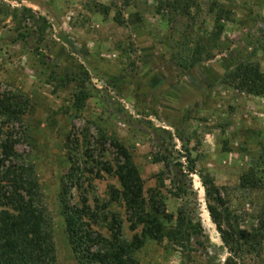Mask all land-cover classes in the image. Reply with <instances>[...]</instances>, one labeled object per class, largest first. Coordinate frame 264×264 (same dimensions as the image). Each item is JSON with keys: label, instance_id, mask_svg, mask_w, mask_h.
Masks as SVG:
<instances>
[{"label": "rangeland", "instance_id": "374dc122", "mask_svg": "<svg viewBox=\"0 0 264 264\" xmlns=\"http://www.w3.org/2000/svg\"><path fill=\"white\" fill-rule=\"evenodd\" d=\"M220 1L244 18L250 10L258 13L257 22L253 27L229 24L224 36L233 42L228 49L183 70L170 60L163 39L167 29L152 0H0V92L18 96L23 105L11 130L16 148L33 165L49 209L56 264H77L58 202L72 163L81 187L72 188L71 203L79 201V194L91 206L95 200L107 203L122 218L126 240L140 233L141 225L129 229L123 201L111 197L109 186L120 188L117 177L102 169L123 161L116 143L130 154L144 187L156 188L174 217L181 200L168 192V179L165 188L159 186L157 174L164 165L153 161L156 140L185 164L183 155L189 153L194 166L188 186L202 233L185 246L147 237L133 253L135 264H224L229 253L209 215L207 204L214 202L207 200L203 177L220 191L223 206L218 208L227 209L232 222L235 215L242 228L264 207V188L240 186L251 167H264V98L222 83L236 59L258 36L264 38V0ZM118 11L124 26L114 19ZM42 54L84 80L91 96L82 107L74 105V83L47 81L38 59ZM254 59L264 70V50ZM1 121L0 116V127ZM93 228L108 235L102 221ZM237 260L264 264V241L260 252L242 253Z\"/></svg>", "mask_w": 264, "mask_h": 264}, {"label": "trees", "instance_id": "16d2710c", "mask_svg": "<svg viewBox=\"0 0 264 264\" xmlns=\"http://www.w3.org/2000/svg\"><path fill=\"white\" fill-rule=\"evenodd\" d=\"M152 1L155 14L167 29L163 39L169 44L170 60L183 70H190L206 58L228 49L233 42L229 36H224L229 24L253 27L259 15L250 10L244 18L236 7L220 0ZM114 19L117 24L126 25L121 12L118 11ZM207 19L211 26H207ZM263 40V35L258 36L252 48L225 71L223 84L264 98V70L254 59L258 50H264ZM38 59L47 69L48 82L61 86L75 84L74 105L82 107L91 96L84 80L76 72L52 64L47 55L42 54ZM18 98L0 92V264H56L49 209L33 165L16 148L18 139L11 130L24 111ZM156 146L158 150L153 161L164 165V170L157 174L159 186L165 188L164 180L168 179L172 188L168 192L181 200L175 217L166 210L156 188L144 187L125 147L116 143L123 161L116 160L115 168L103 164L102 169L118 179L120 188L109 186L111 197L123 201L129 229L134 231L141 225L140 233H134L130 241L122 236V218L117 212L107 209V203L98 204L95 200L91 206L82 194H79L78 202L71 203L74 199L73 193L70 194L72 188L80 190L81 187L80 178L76 176L78 168L71 164L67 179L61 181L58 202L77 264H135L133 253L147 237L156 241L167 238L185 246V242L202 233L201 223L195 220L196 212L188 186L194 169L189 153L183 155L185 164L164 142L156 140ZM263 180L264 167L257 165L243 174L240 186L262 189ZM202 184L207 200L214 202L207 204L209 215L228 249L224 264H239L240 254L260 252L264 241V207L251 216L253 222L247 228H242L235 215L232 222L227 209L218 208L223 203L214 182L207 176L203 177ZM100 221L105 224L107 236L93 228Z\"/></svg>", "mask_w": 264, "mask_h": 264}]
</instances>
